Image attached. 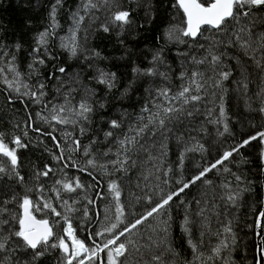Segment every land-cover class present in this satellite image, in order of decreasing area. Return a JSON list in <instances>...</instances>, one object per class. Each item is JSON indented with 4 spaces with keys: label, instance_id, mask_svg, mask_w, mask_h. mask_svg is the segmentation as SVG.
I'll return each instance as SVG.
<instances>
[{
    "label": "trees",
    "instance_id": "16d2710c",
    "mask_svg": "<svg viewBox=\"0 0 264 264\" xmlns=\"http://www.w3.org/2000/svg\"><path fill=\"white\" fill-rule=\"evenodd\" d=\"M119 11L129 13L128 23L114 21ZM237 13L224 28L202 26L189 37L174 0H0V140L17 157L13 166L0 153V264H66L67 254L51 245L65 239L69 224L88 248L102 249L114 237L131 240L120 258L125 264H254L264 164V6ZM44 31L46 43L38 45ZM185 87L189 92L179 96ZM82 103L91 109L83 116ZM225 152L232 154L212 168ZM185 183L168 205L119 236ZM26 195L30 212L53 232L37 249L14 234ZM113 223L117 228L105 232ZM85 264H107L106 251Z\"/></svg>",
    "mask_w": 264,
    "mask_h": 264
},
{
    "label": "snow or ice",
    "instance_id": "6c2138e0",
    "mask_svg": "<svg viewBox=\"0 0 264 264\" xmlns=\"http://www.w3.org/2000/svg\"><path fill=\"white\" fill-rule=\"evenodd\" d=\"M57 3H59V0H57ZM178 6L183 10L186 18H187V27L186 29H183V35L185 36H192L196 37L198 32H201V26L202 25H209L212 28H215L217 30H220L224 28L228 22L229 19H238V13L237 9L244 8L247 6L249 9L252 7H260L264 6V0H212V2L207 3V6H205L204 3H201L200 0H177ZM94 6V5H93ZM250 13L249 11H244L243 15L248 16ZM52 17H53V23L55 24V6L52 9ZM128 17L129 13L127 11H119L114 16V21H119L122 23H128ZM83 19V17H81ZM105 31H108V28L104 27ZM48 35L47 31L41 32L38 36L37 43L38 45H43L46 43V36ZM171 35V33H169ZM239 39V37H237ZM243 46V45H242ZM19 47V45H17ZM39 49L37 48L36 51ZM72 54L75 55L76 49L75 47L72 48ZM212 61L217 62L219 61L220 57L216 55H212ZM40 63H43V60L39 61ZM31 67V65H30ZM12 71H15V68L11 69ZM61 72H64V69H60ZM151 70H149L150 72ZM18 75V73H17ZM197 73H193V77H195ZM229 73L224 72L222 73V76L224 79H227ZM193 83H195V80H193ZM43 87V85H41ZM201 87V85H197V88ZM189 92V88L185 87L183 91L179 93V96L183 97L185 93ZM163 95L167 96V90L162 93ZM32 95H36V93H32ZM192 100H198L200 99L199 96H192ZM187 103V100L185 101ZM81 111L78 113L79 115L83 116L84 113L89 112L91 109L86 104L80 105ZM264 111V109H261ZM166 112L173 111V109H165ZM221 114L223 115V107H221ZM53 119H56V117H53ZM151 122V121H150ZM113 127H118L117 121L113 120L111 122ZM160 124L163 125L164 121L160 120ZM147 127V126H145ZM225 130L227 131V127H225ZM140 131H144L143 128L140 129ZM139 134V133H137ZM106 135L110 136L112 135L111 132L107 133ZM258 135L264 136V133H259ZM250 139H256V137H251ZM128 143H131L132 141H127ZM249 141L245 140L244 144H247ZM15 143L18 147H23V145L20 142L19 137L16 138ZM121 143H125V141H121ZM232 151H236L234 148ZM0 153H3L5 156L9 157L11 160V164L15 166L17 164V157L15 154V149H10L8 145L4 144L2 140H0ZM232 152H225L223 157L220 160L216 161V164H213L211 167L215 168L217 164H220L223 162L224 159H227L229 156H231ZM92 161H89V164H91ZM210 169L205 168L204 171L200 173L199 176L195 177L193 182L195 180L200 179L205 175L206 172H208ZM0 171H4L3 168H0ZM51 171V169H48L42 175H48V172ZM57 183H60V181H57ZM76 187H81L79 182H77ZM189 187V184L185 183L183 188H180L178 192H173L167 196L166 199H163L161 203L156 204L154 207L151 208L150 211H148L145 215H142L139 219H136L134 223H130L126 225L123 228V231L119 232V236L122 237L126 233H129L132 229H135L137 225H140L143 223L148 217L153 216L155 213L159 212L161 209H163L166 205H168L169 201L173 199V196H176L179 194V192H182L185 188ZM63 188L68 191H73V187L69 183H64ZM110 190H112L115 193V196L118 198L120 196V192L117 188V185L113 182L109 185ZM229 199H233L232 197H229ZM32 205V201L29 200L27 195L23 199V203L21 207L24 210V214L22 217L19 218V231H16L14 234L17 237L22 238L24 243L30 247L31 249H37L40 245H47L49 242V237L53 236L52 230L48 227L47 221H36L34 217H32L31 212L29 211L30 207ZM45 207H49L48 204H45ZM0 211H3L0 209ZM53 211H55L53 209ZM117 215L116 220L117 222H122L121 217L123 216V209L119 205V202H117ZM87 214V213H86ZM57 215H59L57 213ZM260 217H264V212L260 213ZM0 223H6V221H0ZM257 228H260L264 225H261L260 219H257ZM117 228V223H113L111 227L105 228V232H111L112 229ZM187 230V229H185ZM225 232H230L231 229L226 227L224 229ZM65 233L67 234L68 238L72 240L71 248H69V245L65 243V239L63 237L59 238V244H52V247L59 246L65 254H67V264H73L74 259L78 261V264H85L86 261L91 262L94 259L97 258L98 253L100 251H107V264H125V260L120 259L121 257H126L128 252L129 245L132 244V241H126V242H118L119 237H114L113 239H109L107 243L103 245V248L101 249L99 246H96L95 248H88L85 246L83 241H80L76 239L75 236L72 234V227L71 224L68 225V227L65 229ZM103 233H97V235H102ZM191 243V241H189ZM264 243V241H262ZM226 246L224 245V242H221V247ZM4 247V243L0 242V249ZM193 248H195V245H193ZM262 253H264V249L261 250ZM213 252L216 254H219L220 247H217L213 249ZM81 253H84L83 257H81ZM36 255H42L41 252H36ZM154 260L159 261L160 256H153ZM257 264H260V261H257Z\"/></svg>",
    "mask_w": 264,
    "mask_h": 264
},
{
    "label": "water",
    "instance_id": "95a60500",
    "mask_svg": "<svg viewBox=\"0 0 264 264\" xmlns=\"http://www.w3.org/2000/svg\"><path fill=\"white\" fill-rule=\"evenodd\" d=\"M177 7L179 8V10L181 11L182 15H183V19H184V29H186L187 27V18L183 12V10L178 6L177 4V0H174ZM212 2V0H208V3ZM207 6V4L205 5ZM202 26H208L210 28H212L211 26L209 25H202ZM201 26V27H202ZM189 37H192V36H189ZM261 188H262V204H261V209H260V212L255 220V224H254V243H255V262L254 264H257V261H260V264H264V253H262V235H263V226L260 227V228H257L256 224H257V219L259 218L260 219V222H261V225H263V217H260V213L261 212H264V164L261 168ZM23 203V202H22ZM22 203L20 204L19 206V218L23 216L24 214V210L23 208L21 207ZM30 211V209H29ZM32 217L33 214L31 213ZM34 219L36 221H46L45 219H38V218H35ZM18 226L20 228V225H19V219H18ZM48 227H49V224H48ZM50 228V227H49Z\"/></svg>",
    "mask_w": 264,
    "mask_h": 264
},
{
    "label": "rangeland",
    "instance_id": "374dc122",
    "mask_svg": "<svg viewBox=\"0 0 264 264\" xmlns=\"http://www.w3.org/2000/svg\"><path fill=\"white\" fill-rule=\"evenodd\" d=\"M262 145H263V148H262V159H263V162H264V136L262 137ZM65 229H66V226L62 230V234L65 237V243L69 245V248H71L72 240L70 238H68V236H66L67 234L65 233ZM106 254H107V251H106ZM83 255H84V253H81V257H83ZM65 263L67 264V258L65 259ZM73 264H78V261L75 260Z\"/></svg>",
    "mask_w": 264,
    "mask_h": 264
},
{
    "label": "flooded vegetation",
    "instance_id": "af4514ba",
    "mask_svg": "<svg viewBox=\"0 0 264 264\" xmlns=\"http://www.w3.org/2000/svg\"><path fill=\"white\" fill-rule=\"evenodd\" d=\"M207 3H208V0H207ZM19 219V218H18ZM62 250V249H61ZM63 251V250H62Z\"/></svg>",
    "mask_w": 264,
    "mask_h": 264
}]
</instances>
